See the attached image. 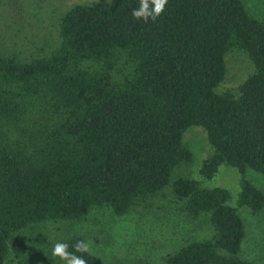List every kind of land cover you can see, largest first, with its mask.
<instances>
[{
	"label": "trees",
	"instance_id": "obj_1",
	"mask_svg": "<svg viewBox=\"0 0 264 264\" xmlns=\"http://www.w3.org/2000/svg\"><path fill=\"white\" fill-rule=\"evenodd\" d=\"M139 5H72L49 52L23 55L0 39V264L62 262L53 245L74 252L90 242L75 227L98 209L124 217L167 196L210 235L186 240L163 264H255L241 257L239 209L264 210V193L246 175L264 177V23L241 0H167L147 22L132 16ZM234 52L252 72L221 90ZM193 127L208 144L200 178L211 180L221 165L239 174L235 206L226 188L173 177L193 160L184 137ZM45 223L67 233L30 250L26 235ZM75 255L122 264L92 244Z\"/></svg>",
	"mask_w": 264,
	"mask_h": 264
},
{
	"label": "rangeland",
	"instance_id": "obj_2",
	"mask_svg": "<svg viewBox=\"0 0 264 264\" xmlns=\"http://www.w3.org/2000/svg\"><path fill=\"white\" fill-rule=\"evenodd\" d=\"M116 0H4L0 4V39L3 47L14 48L23 55L36 54L39 48L49 52L59 43L58 24L62 14L74 4L108 5ZM247 12L264 23V0H241ZM227 73L220 89L239 85L251 72L246 58L236 52L226 58ZM191 149V164L181 168L173 177L182 175L196 179L205 188L222 187L230 192L229 203L236 205L239 191V174L233 168L221 165L211 180L201 179L198 173L208 155L205 133L198 127L185 133ZM247 178L264 193V177L252 170ZM172 177V178H173ZM245 224V237L241 257L255 264H264V210L252 214L248 209H239ZM94 218L75 227L88 235L93 251L98 250L107 262L122 264H163L166 254L178 249L186 240L209 237L204 220L199 226L182 219L171 203L169 196L159 198L153 208L133 210L124 217H113L107 208H100ZM74 228L71 227V230ZM61 232L67 233L64 224L45 223L34 230L30 250L43 251L52 245ZM74 232H77L74 230ZM49 249V248H47ZM109 254V255H106ZM42 257V255H41ZM36 256L33 255L32 262ZM41 262V260H40ZM47 262V261H44ZM48 264V262L46 263ZM54 264H65L55 262Z\"/></svg>",
	"mask_w": 264,
	"mask_h": 264
},
{
	"label": "clouds",
	"instance_id": "obj_3",
	"mask_svg": "<svg viewBox=\"0 0 264 264\" xmlns=\"http://www.w3.org/2000/svg\"><path fill=\"white\" fill-rule=\"evenodd\" d=\"M166 4L167 0H140L139 8L133 9L132 16L136 19H143L145 22L149 18L155 21L163 12ZM68 247L67 243L57 242L52 247V255L64 261L65 264H87L82 257L75 255V252H88L91 242L78 241L74 245V252H69Z\"/></svg>",
	"mask_w": 264,
	"mask_h": 264
}]
</instances>
